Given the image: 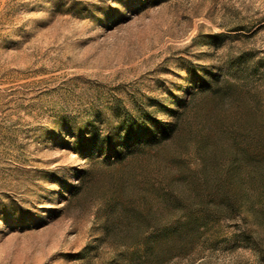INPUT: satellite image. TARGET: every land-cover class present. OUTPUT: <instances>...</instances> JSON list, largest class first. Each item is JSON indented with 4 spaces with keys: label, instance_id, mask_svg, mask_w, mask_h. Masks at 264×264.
I'll use <instances>...</instances> for the list:
<instances>
[{
    "label": "rangeland",
    "instance_id": "374dc122",
    "mask_svg": "<svg viewBox=\"0 0 264 264\" xmlns=\"http://www.w3.org/2000/svg\"><path fill=\"white\" fill-rule=\"evenodd\" d=\"M0 264H264V0H0Z\"/></svg>",
    "mask_w": 264,
    "mask_h": 264
}]
</instances>
